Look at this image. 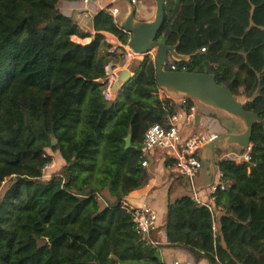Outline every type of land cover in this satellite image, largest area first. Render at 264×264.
<instances>
[{
    "label": "trees",
    "instance_id": "obj_1",
    "mask_svg": "<svg viewBox=\"0 0 264 264\" xmlns=\"http://www.w3.org/2000/svg\"><path fill=\"white\" fill-rule=\"evenodd\" d=\"M65 1L80 0H0V264H163L162 248L210 264H264V125L254 126L250 163L218 161L226 189L215 195L216 220L189 193L145 238L124 202L152 178L147 131L181 107L159 97L151 56L108 101L100 80L123 50L112 53L103 33L123 45L131 35L106 11L94 36L83 31L60 10ZM157 39L190 57L169 58L167 71L214 75L264 120V0H166ZM49 151L63 167L47 179Z\"/></svg>",
    "mask_w": 264,
    "mask_h": 264
},
{
    "label": "built area",
    "instance_id": "obj_2",
    "mask_svg": "<svg viewBox=\"0 0 264 264\" xmlns=\"http://www.w3.org/2000/svg\"><path fill=\"white\" fill-rule=\"evenodd\" d=\"M121 1L122 0H80L78 12L74 18L82 30H86V26L89 23L93 25L96 16L101 11H106L107 14H110L113 17L115 25L125 33H128L121 26ZM125 1H128L130 5L135 7L144 4V1L140 0ZM93 32L95 35L96 32L94 30ZM103 35L105 36L106 41L112 45V53L117 52L120 48L123 50L122 64L110 65L106 70L105 77L100 80V82L105 85L106 99L108 101H113L115 100L116 95L114 87L117 82H120V76L123 72L122 69L125 71L129 70L136 58L144 60L146 55L135 53L128 44L123 45L120 39L112 34L103 33ZM74 40L82 43V39L80 38L74 37ZM162 98L164 97L162 96ZM172 101L176 102L175 100ZM191 103L192 102L188 98L181 99L179 104L182 110L169 119L168 126H163L161 124L153 125L145 135L143 149L145 156L156 149L163 150L172 161L171 168L175 175L189 181V193L192 195L195 202L207 207L212 213L214 220H216L222 212V207L216 205L215 195L219 188L221 190L226 189V185L223 183L222 174L219 173L217 182L211 186V197L208 201L203 200L200 196V191L198 190L195 179L203 169V148L215 140L217 135L214 133H200L187 136L190 129L195 125V117L198 114L197 107ZM251 152L252 144L247 150H244L237 155H228L226 159H229L237 165L250 163L252 160ZM143 166H148L147 159L143 162ZM124 207L132 214L138 233L145 238H149L151 233L158 227L159 218L157 212L150 206L136 207L127 202H124ZM214 229L216 232L217 227L215 226ZM174 264H180V262L177 261Z\"/></svg>",
    "mask_w": 264,
    "mask_h": 264
},
{
    "label": "crops",
    "instance_id": "obj_3",
    "mask_svg": "<svg viewBox=\"0 0 264 264\" xmlns=\"http://www.w3.org/2000/svg\"><path fill=\"white\" fill-rule=\"evenodd\" d=\"M120 6L122 21V19L126 18L129 14L131 5L128 3V1L122 0ZM60 8L64 15L76 17L79 8V1L62 2L60 4ZM155 15L156 10L150 11L149 7L144 4L136 7L135 17L137 21L152 22L155 19ZM93 30V25L90 23L86 26V30L83 29V31L87 33L91 32L94 36ZM92 40L93 37L82 39V43L89 44L92 42ZM153 54H155V51L151 53V55ZM122 71L125 70L122 69ZM122 87L123 84L121 83L119 91ZM119 91L115 93V99L117 98ZM158 95L161 99H163V96L164 98L175 100L177 104H179V101L181 99L188 98L192 102V104L197 107L198 114L201 115V119L198 123L195 121V125L190 129L187 136L200 133H214L217 135V137H222L227 135H241L245 130L243 124L232 115L200 105L196 103L193 98L184 95L174 97L162 88H159ZM210 143L207 144L202 151L203 167H206L207 173H202L201 171L197 177L199 178L197 187L200 191V196L205 201H208L210 199V188L218 180V175L220 173L218 168V161L221 159H226L228 155H237L244 151L239 144L230 142V139L226 138L222 140L220 144L215 145L217 154V166L214 169L212 167L213 153L211 148L209 147ZM146 159L148 162L147 169L152 174V178L143 188L131 193L126 202L136 207H152L158 214V225L163 226L169 203L174 202L182 196L189 194V188L187 189L185 187V181H180L179 177L175 175L169 162L170 159L163 150H154L146 156ZM160 235L162 241L161 243H165L166 233L162 232ZM160 258L163 264H174L177 261L180 262V264H210L207 260L204 259L196 261L194 256L188 254L182 248H162L160 250Z\"/></svg>",
    "mask_w": 264,
    "mask_h": 264
},
{
    "label": "water",
    "instance_id": "obj_4",
    "mask_svg": "<svg viewBox=\"0 0 264 264\" xmlns=\"http://www.w3.org/2000/svg\"><path fill=\"white\" fill-rule=\"evenodd\" d=\"M156 3V15L152 22L137 21L136 7L131 5L130 12L126 18L122 19L121 26L130 33L129 47L137 54L149 56L155 51L156 78L159 88L167 93L177 97L179 95L193 98L196 103L210 107L216 111L226 112L238 119L244 126V132L241 135H227L217 137L209 147L212 150V167L217 166V154L215 145L226 138L230 142L239 144L243 150H247L251 145L253 129L255 124L264 125V120L258 115L245 109L250 99L246 95H235L231 90L220 86L214 75L197 74L189 72L167 71L165 69L168 59L175 61H188L189 56H183L178 53V45L168 46L157 39L158 33L165 24V4L166 0H154ZM142 60L136 58L129 70L123 71L120 76V82L114 87L117 93L121 83L123 86L129 83L137 74ZM201 115L197 114L195 121L198 123ZM132 137L126 139V147L131 146Z\"/></svg>",
    "mask_w": 264,
    "mask_h": 264
},
{
    "label": "rangeland",
    "instance_id": "obj_5",
    "mask_svg": "<svg viewBox=\"0 0 264 264\" xmlns=\"http://www.w3.org/2000/svg\"><path fill=\"white\" fill-rule=\"evenodd\" d=\"M144 5L148 6L149 7V10L150 11H155L156 10V4H155V1L154 0H146L144 1ZM60 7V6H59ZM121 7V6H120ZM61 10V8H60ZM129 46V45H128ZM153 59H155V54L153 55H150ZM142 60V59H141ZM53 157H54V161L46 168L45 170V176L47 179L51 178V176L55 173H58L61 168L63 167L62 166V162H61V157L57 154V153H54L52 151H49ZM202 173H207V169L206 167L204 166L203 169L201 170ZM198 177V176H197ZM195 179L196 181V184L197 182L199 181V178ZM187 184L188 186L190 187V183L189 181L187 180ZM8 184H5L4 187H6ZM108 195V194H107ZM102 205L105 206V203L102 201Z\"/></svg>",
    "mask_w": 264,
    "mask_h": 264
},
{
    "label": "clouds",
    "instance_id": "obj_6",
    "mask_svg": "<svg viewBox=\"0 0 264 264\" xmlns=\"http://www.w3.org/2000/svg\"><path fill=\"white\" fill-rule=\"evenodd\" d=\"M150 56V55H149ZM143 61V60H142Z\"/></svg>",
    "mask_w": 264,
    "mask_h": 264
}]
</instances>
